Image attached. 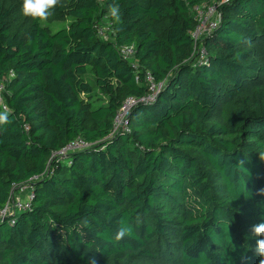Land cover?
I'll use <instances>...</instances> for the list:
<instances>
[{
    "label": "trees",
    "instance_id": "16d2710c",
    "mask_svg": "<svg viewBox=\"0 0 264 264\" xmlns=\"http://www.w3.org/2000/svg\"><path fill=\"white\" fill-rule=\"evenodd\" d=\"M208 1L116 0L113 24V0H61L40 25L0 0V211L39 178L31 210L0 221V264H260L246 239L264 222V0H214L202 61L193 9ZM148 75L159 94L115 131ZM79 138L92 147L53 158Z\"/></svg>",
    "mask_w": 264,
    "mask_h": 264
},
{
    "label": "built area",
    "instance_id": "2783aa9c",
    "mask_svg": "<svg viewBox=\"0 0 264 264\" xmlns=\"http://www.w3.org/2000/svg\"><path fill=\"white\" fill-rule=\"evenodd\" d=\"M212 6H206L205 9L202 11L201 7H195L193 9L195 13V18L197 20L198 26L196 30L193 32L192 37L195 41V56L194 58H200L202 61L206 60L207 58V50L204 46L201 45V41H203L207 36L210 35L211 32L217 29L221 22V13L219 11L220 5L216 2ZM112 25L110 24L109 28H103L101 25L97 27V33L100 39L104 41L110 40V35L112 34L111 30ZM135 47L134 46H126L120 48V54L122 57L128 61L132 68L137 71L138 65L135 63ZM13 76V75H12ZM147 81L151 85L152 95L143 99H135L130 98L126 101L122 109L119 111L118 115L115 119V131H119L121 129H125L127 124V118L129 113L133 108H135L139 104H147L155 100L157 95L161 90V85L156 86L153 81L152 77L148 75ZM5 94H6V87L3 84H0V107L3 111H8V108L5 104ZM92 145L86 143L83 139L79 138L70 144H68L62 151L53 155V158H59L60 160L66 159L69 155L87 150L91 148ZM39 180V178H34L33 180L29 181L28 183L14 188L11 193L9 202L5 206L4 209L0 211V221H10L12 225L15 224V219L17 215L22 212H27L31 210L32 203L35 199L34 193V184Z\"/></svg>",
    "mask_w": 264,
    "mask_h": 264
},
{
    "label": "clouds",
    "instance_id": "9594fccd",
    "mask_svg": "<svg viewBox=\"0 0 264 264\" xmlns=\"http://www.w3.org/2000/svg\"><path fill=\"white\" fill-rule=\"evenodd\" d=\"M60 3L61 0H23L22 12L38 24L47 25ZM106 15L113 24L120 23L122 10L116 0H113V3L109 5ZM8 120V113L0 112V124H5ZM129 231L128 227L122 226L118 231V237H124ZM253 238L256 239L254 246L250 244ZM246 245V251H251L256 257L260 258V264H264V222L252 227L251 236L246 239Z\"/></svg>",
    "mask_w": 264,
    "mask_h": 264
},
{
    "label": "rangeland",
    "instance_id": "374dc122",
    "mask_svg": "<svg viewBox=\"0 0 264 264\" xmlns=\"http://www.w3.org/2000/svg\"><path fill=\"white\" fill-rule=\"evenodd\" d=\"M215 1L214 0H209L208 2H206V3H204V4H202V5H200V7H201V10L203 11L204 9H205V7L206 6H212V5H214L215 3H214ZM109 26H110V22L108 21V20H104L102 23H101V27H103V28H109ZM50 27L53 29V30H59V29H61V28H63V27H65V24H63L62 22H54V23H51L50 24Z\"/></svg>",
    "mask_w": 264,
    "mask_h": 264
}]
</instances>
